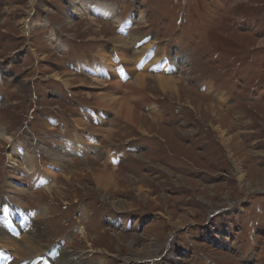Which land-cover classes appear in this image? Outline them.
I'll return each instance as SVG.
<instances>
[{"label":"rangeland","instance_id":"374dc122","mask_svg":"<svg viewBox=\"0 0 264 264\" xmlns=\"http://www.w3.org/2000/svg\"><path fill=\"white\" fill-rule=\"evenodd\" d=\"M71 1L0 0V228L8 196L15 241L34 226L46 264H264V0H89L118 22L71 17ZM130 33L174 64L180 94L133 84L147 56L133 71L109 56L132 88L84 70ZM109 90L139 126L98 100Z\"/></svg>","mask_w":264,"mask_h":264},{"label":"bare ground","instance_id":"6f19581e","mask_svg":"<svg viewBox=\"0 0 264 264\" xmlns=\"http://www.w3.org/2000/svg\"><path fill=\"white\" fill-rule=\"evenodd\" d=\"M30 3H32V2L30 1ZM70 4H71L70 5V11H69L68 15L71 16V17L72 16L78 17V16H83V15H89V16L103 17L105 19L112 20L114 22H118L115 19L114 15H113V8H111L108 4H103V5H102V3L101 4H97V3L91 2L89 0H84V1H81V2L71 1ZM142 17L143 16L135 8V10L130 13L129 17H127V20L123 23L122 28H121L122 34H123V30H125V28H129L130 24H132L135 21L141 20ZM41 24L46 26L48 24L47 19L42 20ZM22 29L25 32L29 30V28L27 26V23H24V26L22 27ZM100 29H101V27H100ZM50 37H51L50 40H53V31H52V29L50 31ZM153 42L154 41L149 40L148 36L143 34V33L139 34V36H137L135 33L134 34L133 33L127 34V36H118L116 38L113 46H108L107 45V48L111 51L109 54L106 55L105 53H103V51L101 49V53H100L101 59L100 60H102V62H100V63L96 62L97 64L95 63L96 66L94 65L95 66L94 69L92 67L88 66V65H85L84 66V70L88 71L90 73H92L91 71L94 72V70H95L96 73H92V74H95L94 75L95 76L94 80L98 84V83H101V81H100L101 79H103V80L111 79V78H109L110 77V72H112L110 70L114 69L115 71L112 72V73L115 72V74H116V75H112L113 77L115 76V78H116V80L114 79V82H115L114 84L118 88L120 86L121 87L122 86H124V87L128 86L130 88L131 85L129 86V85H126L124 83V78L123 77L127 75L126 72L118 71L119 67L117 66L118 65L117 62H115V63L109 62V56H111V54H112V55H115L114 57H117V56L120 57L119 59H123V61L128 63V64H135L134 66H131L129 68L130 71H133L134 69H136V63L138 61H140L143 57L147 56L148 60L145 61L144 66L142 68V71L143 72H148V73H149V71H152V72H150L149 76H143V75L139 74V76H137L135 78V80H133V84H135L136 86L142 87V86H144V79L146 77H148V78H150V79H152L154 81L155 85L157 87H159L160 90H166V91L175 90V91H177L179 88L175 87V83L178 84L180 81L179 80L178 81L177 80H173V78H171L170 76H167V75L164 74L165 68L167 66L173 67L174 64L170 63V62H169L170 64H168V62H166L164 59H162V57L160 55V50H158V49L153 47ZM132 56H133V58H130ZM161 60H163L162 61V63H163L162 67L163 68L161 67V69L159 70V73H155L157 71L156 70L157 69L156 64L160 63ZM91 69H93V70H91ZM104 77H106V78H104ZM145 81H146V79H145ZM207 87L208 86H206V88ZM134 88H136V87H134ZM139 90H141V89H139ZM178 92H179V90H178ZM132 93L134 94L133 95V98L135 99L134 101H136V98H138V96L140 94L138 93V91H136V89H134ZM179 94H180V92H179ZM98 100L101 101L105 105V107H107V108H109V107L112 108L113 107L112 104L120 103L119 102V98L116 97L114 95L113 91H111V90H109L108 92H102L98 96ZM134 101H132V102H134ZM128 102H130V101L128 99H125L121 104H118L116 107H114L115 108L114 110H115V112L117 113V115L119 117H121V118L123 117V119L126 122H128L129 124L134 125V126L137 127L140 124V119H141L142 115L137 113L136 109L133 106H131V104L128 103ZM132 105L140 106V103L136 102V103H133ZM82 124H84V122H82ZM138 128H140V127H138ZM103 130H104V128H103ZM86 142H88V141H86ZM16 153H17V151H16ZM22 157H23L22 159H24L27 163L30 160V157L28 158V156H26V155H23ZM30 169H32V166L28 167V170H30ZM123 170L124 169L121 167L119 169V171L117 172L118 175H120L121 177H127L125 175V173L123 172ZM52 173H54V172H52ZM113 175H114V173L112 171L109 172L107 170L106 171L104 170V172H102V174H100L99 176L97 175L98 176L96 178L97 183L98 184L109 183L110 182L109 179ZM47 182H48V180H47L46 177H42L41 178V183L48 184ZM8 185L9 184L6 185V188H8ZM8 192H7V194H9ZM17 196H20V195H17ZM5 197L8 198V199H6V202L9 204L8 208H10V210H8V209L4 210V207L2 208L4 211L7 212V215L5 214L6 218H4L5 216L2 218V226L4 228H0V242L10 244L11 246H13L15 248V250L17 249V251H19V253L21 255L23 253L27 258H30V259H27V260L33 261V260H35V257L39 256L38 259L39 260L41 259V262L39 264H45L44 257L46 255L45 256L41 255L39 253L41 251L40 248L38 249V246L35 244L36 241H35L34 238L36 236L34 237L33 233H32L33 232L32 228L34 226L29 225L28 228H26V232L24 231L23 234L21 233L22 234L21 235V237H22V242L21 243H17L15 241V236L13 235V234H15L13 232V228H15V219H10V218H11V216H13V212L11 211V209H15L16 211H17V209H16L15 204L10 202V197H8V196H5ZM16 197H14L15 200H17ZM18 201H19V199H18ZM18 211L20 212V210H18ZM24 215L26 216V213H24L21 216L20 215L17 216L18 217V221L20 220L21 224H23V220H24L25 223L27 222V219L24 217ZM22 218H24V219H22ZM19 231L17 230V232H19ZM9 234L13 235V237L10 236ZM18 234H20V233H18ZM133 239H134V236H133ZM2 246H4V245H2ZM14 254H15V252H14ZM70 256L72 257V255H70ZM51 263H52V260H51ZM55 263L62 264L63 261L57 259V260H55ZM55 263H53V264H55Z\"/></svg>","mask_w":264,"mask_h":264}]
</instances>
